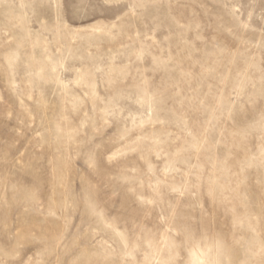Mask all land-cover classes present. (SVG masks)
Listing matches in <instances>:
<instances>
[{
    "label": "rangeland",
    "instance_id": "374dc122",
    "mask_svg": "<svg viewBox=\"0 0 264 264\" xmlns=\"http://www.w3.org/2000/svg\"><path fill=\"white\" fill-rule=\"evenodd\" d=\"M0 264H264V0H0Z\"/></svg>",
    "mask_w": 264,
    "mask_h": 264
}]
</instances>
